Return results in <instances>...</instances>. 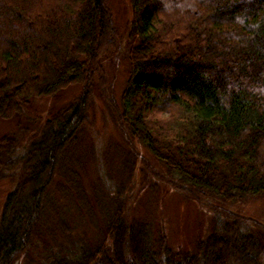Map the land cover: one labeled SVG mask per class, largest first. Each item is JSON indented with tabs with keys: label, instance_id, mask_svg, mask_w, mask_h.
I'll use <instances>...</instances> for the list:
<instances>
[{
	"label": "trees",
	"instance_id": "obj_1",
	"mask_svg": "<svg viewBox=\"0 0 264 264\" xmlns=\"http://www.w3.org/2000/svg\"><path fill=\"white\" fill-rule=\"evenodd\" d=\"M129 3V70L115 103L104 70L117 36L108 0H0V119H18L36 100L80 86L20 155L12 136H0V171L19 162L22 173L1 207L0 264H264V238L234 220L215 219L186 251L150 221L125 217L120 199L106 207L115 206L104 211L94 241L28 255L47 207L56 209V227H66L54 183L93 217L74 147L96 89L112 121L177 187L227 203L264 196V0Z\"/></svg>",
	"mask_w": 264,
	"mask_h": 264
},
{
	"label": "rangeland",
	"instance_id": "obj_2",
	"mask_svg": "<svg viewBox=\"0 0 264 264\" xmlns=\"http://www.w3.org/2000/svg\"><path fill=\"white\" fill-rule=\"evenodd\" d=\"M108 4L117 36L115 53L104 62V70L109 78V98L116 103L129 70L126 38L131 9L129 0H108ZM79 92V85L69 86L53 97L36 100L18 119H0V136H12L17 143L16 153L20 155L37 135L48 114L67 104ZM80 129L74 151L80 162L82 188L91 204L93 217L80 211L74 196H65L55 189L54 183L50 194L66 227H56V209L47 207L42 237L34 240L27 251L31 257L40 259L43 253L56 251L59 245H71L79 239L94 241L101 229L104 211H111L115 206L106 207L119 199L125 217L150 221L154 229L164 231L167 243L173 248L192 251L195 241L206 235L215 219L234 220L237 225L258 232L264 238V196L227 203L218 197L206 198L177 187L163 164L121 124L112 121L109 107L97 89ZM1 171L0 213L4 198L22 174L19 162Z\"/></svg>",
	"mask_w": 264,
	"mask_h": 264
}]
</instances>
